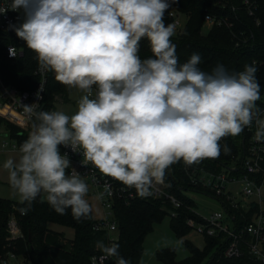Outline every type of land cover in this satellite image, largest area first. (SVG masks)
I'll use <instances>...</instances> for the list:
<instances>
[{
  "label": "clouds",
  "instance_id": "1",
  "mask_svg": "<svg viewBox=\"0 0 264 264\" xmlns=\"http://www.w3.org/2000/svg\"><path fill=\"white\" fill-rule=\"evenodd\" d=\"M175 3L11 0L0 7V14L23 10V22L10 27L35 53L39 69L81 93L71 115L26 105L38 123L19 146L18 158L2 165L24 205L18 209L22 215L41 197L58 214L70 209L77 220L90 216L89 185L61 146L82 156L81 166L91 165L147 198L154 185L165 183L172 165L219 158L220 141L240 135L253 122L254 139L264 141L255 62L232 73L222 64L203 71L198 53L181 63L172 40L177 26L165 23ZM143 40L151 52L147 58L140 55ZM223 152H230L227 145ZM96 248L105 260L130 264L117 243L101 240Z\"/></svg>",
  "mask_w": 264,
  "mask_h": 264
},
{
  "label": "trees",
  "instance_id": "2",
  "mask_svg": "<svg viewBox=\"0 0 264 264\" xmlns=\"http://www.w3.org/2000/svg\"><path fill=\"white\" fill-rule=\"evenodd\" d=\"M254 2L252 15L249 14L244 0H176L172 7L183 14L185 23L172 40L177 45V56L181 63L185 62L193 53L200 54L202 62L199 67L210 72L217 64H222L230 72L242 71L246 64L253 61L264 62V0H251ZM169 11L165 13V23H170ZM214 14L228 17L233 23L231 30L225 26H213L208 31H203L204 17ZM259 20V25L256 21ZM232 31L244 37L254 35L252 45L235 46V38ZM13 43L22 49V56L8 59L5 56V47ZM141 58L151 55L147 40L141 41ZM38 63L35 53L27 48L25 42L16 34L5 35L0 33V78L5 85L14 86L20 90H30L36 87L39 76L35 73ZM264 71V65H262ZM259 83L264 84V75H260ZM257 78V79H258ZM69 89L58 83L52 72H47V83L44 92V102L48 107H53L56 96L62 100H68ZM12 118L16 115L11 112ZM4 128V129H3ZM9 132L12 137L24 142L29 133L0 116V131ZM242 143L243 132L238 135ZM238 141V138H237ZM240 142L234 137H227L220 141L221 154L216 159H205L198 164L186 166L182 161L172 165L165 178V191L180 201L179 207H173L165 198L153 199L150 196L141 198L134 189L132 197L121 198L115 201L113 211L116 222L119 254L130 264H142L144 252V238L168 212L171 217V228L181 237L191 228L188 219L202 221L195 209L192 199L186 197L182 191L192 190L209 194L207 190L191 183L192 172L196 175L202 169L219 171L222 167H228L241 153ZM230 149L228 154L223 152V146ZM240 151V152H239ZM24 207L19 202L0 199V253L4 250L6 224L10 213L14 212L19 217V223L24 234L23 239L16 242V253L28 256L32 264H92L91 258L101 254L96 248L97 241L108 242L106 230H95L96 218L91 212L86 219L77 220L71 210L65 214L56 213L46 202L38 197L33 202L31 210L22 215L19 208ZM50 224H57L73 231L68 238L65 233L53 230ZM203 249L186 242L185 247L189 254L178 259L175 247H166L156 252V258L163 264H261L252 257L245 245L243 252L238 257H224L222 250L224 240L221 237L205 236ZM213 257V258H212ZM212 258V259H211ZM115 257L108 264H115ZM211 260V261H210Z\"/></svg>",
  "mask_w": 264,
  "mask_h": 264
},
{
  "label": "built area",
  "instance_id": "3",
  "mask_svg": "<svg viewBox=\"0 0 264 264\" xmlns=\"http://www.w3.org/2000/svg\"><path fill=\"white\" fill-rule=\"evenodd\" d=\"M11 0H0V7H7ZM249 14L252 15L254 2L244 0ZM170 23L177 26V33L181 31L185 17L173 7L170 8ZM23 10L11 11L6 14H0V33L5 35L16 34L10 25H19L23 22ZM259 25V20L256 21ZM213 26H225L231 30L233 23L228 17H221L214 14H207L204 17L203 31H208ZM235 38V46L252 45L254 35L250 34L244 37L243 33L232 31ZM251 42L249 43V41ZM10 49L15 51V56L10 54ZM5 56L8 59H15L22 56L21 47L9 43L5 47ZM255 66L258 71L256 77L264 75L262 65L264 62H257ZM39 76V82L36 87L30 90H20L14 86L5 85L0 78V108L7 107L12 111L16 118H12L11 114H1L3 118L13 122L16 126L22 128L23 131L30 133L34 117L30 118L26 111V105L38 104L37 111H54L53 107H48L44 102V92L47 83V73L42 72L39 67L35 72ZM257 80L260 81V78ZM261 85V99L257 101L261 116L264 117V84ZM39 93V95H37ZM55 102L61 100L56 96ZM256 131L255 122L250 128H245L242 137V150L239 157L235 159L228 167H222L219 171H208L202 169L199 174L195 172L189 174L190 181L196 186H200L208 191V195L216 197L220 200L223 210L213 211L208 218H202L197 222L188 219V225L198 232L209 237H221L224 240V248L222 255L224 257H238L242 254V245L247 247L248 253L264 264V141H256L254 139ZM23 143V142H22ZM18 138L12 137L9 132L0 131V151H19L22 144ZM61 152H68L72 166L80 172L81 176L89 185V194L96 197L101 208L103 216L96 218L94 224L95 230H106L108 233L109 244L115 243L117 240L116 222L114 220L113 207L115 201L121 198L132 197L134 191L115 181L114 179L104 176L94 167L88 165L81 166L82 156L72 153L70 149L61 146ZM71 171V169H69ZM107 189V191H106ZM153 199L165 198L173 205L179 207L180 201L173 195L165 191V183L163 185H154L151 189ZM111 193V195L108 194ZM98 193H104L102 198H98ZM199 215V214H198ZM200 216V215H199ZM4 250L0 253V264H32L30 258L16 253V242L24 238L19 217L12 212L7 217ZM92 264H108L111 258L105 260L102 254L94 255L91 258Z\"/></svg>",
  "mask_w": 264,
  "mask_h": 264
},
{
  "label": "rangeland",
  "instance_id": "4",
  "mask_svg": "<svg viewBox=\"0 0 264 264\" xmlns=\"http://www.w3.org/2000/svg\"><path fill=\"white\" fill-rule=\"evenodd\" d=\"M80 95L81 93L78 90L69 89L68 100H57L55 102V110H61L71 115L76 110ZM29 130L31 131L32 128ZM234 139H236V142H240L239 137L236 136ZM238 148H242L241 142L240 146L238 145ZM18 156L19 151H0V199L9 200L11 202H19L18 196L14 194L8 183L7 172L2 168L3 162L6 159L10 157L18 158ZM182 193L186 197L193 200L196 212L202 218H208L210 213L213 211L223 210L220 200L216 197H211L208 194L192 190H184ZM87 198L89 199V202L92 206V214L94 219L102 217L103 209L101 208L102 205H100L99 200L90 194ZM170 223L171 217L170 213L168 212V214L164 215L158 223L154 224L152 231L145 236L143 243L144 252L141 259L142 264H163V262L156 258V252L162 248L171 246L176 248V256L178 259L185 258L189 254L187 248L185 247V243L187 241L199 249L204 248L206 241L204 234L192 228L185 235L178 237L172 230ZM50 227L53 230L65 233L68 238L72 237L73 235L72 230L61 227L57 224H50Z\"/></svg>",
  "mask_w": 264,
  "mask_h": 264
},
{
  "label": "bare ground",
  "instance_id": "5",
  "mask_svg": "<svg viewBox=\"0 0 264 264\" xmlns=\"http://www.w3.org/2000/svg\"><path fill=\"white\" fill-rule=\"evenodd\" d=\"M9 111V108H7V107H4V108H0V113L1 114H7L6 112H8ZM9 112H11V113H13L12 111H9ZM14 114V113H13Z\"/></svg>",
  "mask_w": 264,
  "mask_h": 264
},
{
  "label": "water",
  "instance_id": "6",
  "mask_svg": "<svg viewBox=\"0 0 264 264\" xmlns=\"http://www.w3.org/2000/svg\"><path fill=\"white\" fill-rule=\"evenodd\" d=\"M212 258H213V257H212ZM212 258H211V259H212ZM210 261H211V260H210Z\"/></svg>",
  "mask_w": 264,
  "mask_h": 264
}]
</instances>
